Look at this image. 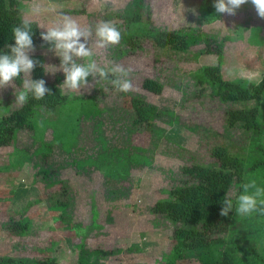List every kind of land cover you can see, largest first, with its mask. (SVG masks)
Here are the masks:
<instances>
[{"label": "rangeland", "instance_id": "rangeland-1", "mask_svg": "<svg viewBox=\"0 0 264 264\" xmlns=\"http://www.w3.org/2000/svg\"><path fill=\"white\" fill-rule=\"evenodd\" d=\"M129 1L44 0L46 6L54 7V12L33 19L47 26L67 15L82 26L91 27L94 32L104 15L120 12ZM30 2L31 0L24 1L23 14ZM202 2L203 0H152L155 23L168 28L162 24V19H165V14H169L173 22L169 29L228 36L224 48L226 77L245 78L249 75L251 66L256 65L262 69H257L258 72L251 79L259 82L264 73L263 65L257 58L252 60L255 52L251 51L244 36L247 29L243 19L248 16L239 9L238 15L229 16L227 25L220 28L221 23L206 18ZM245 5L241 7L243 10ZM116 21L115 19L111 23L115 24ZM35 49L30 55L43 54L46 65H52L47 70L55 72L46 73L47 81H53L58 73L63 74L62 71H57L59 57L49 50L50 45L43 41ZM127 49L120 43L101 50L96 59L101 66H123L129 71L127 78L133 84V89L129 92L160 107L162 113L156 117L153 131L143 140L134 141L129 133L132 112L126 111L127 108L123 105L127 92L114 89L110 82H96L92 77H89V88L81 89L80 93L64 91L72 97L95 95L106 109L93 123L83 122L78 135V146L74 142L75 136L77 137L75 129L78 128L76 116L81 104L77 103L72 110L64 108L55 121H50L44 107L38 108L34 118L35 129H17L9 143L12 147H0V180L13 178L12 173L17 172L15 169L18 166L22 168L18 171L21 176L16 178L19 179L18 185L16 182L10 183L13 186L11 190L19 186V190L13 193L16 204L20 207L18 212L6 208L10 195L3 198L0 189V255H12L24 260H43L46 257L57 264H78L77 245L83 241L91 250L99 246L116 250L112 255H92L93 259H98L103 264H168L167 256L173 246V226L162 214L155 213L152 209L159 201H172L170 189L173 186L193 181L182 171L184 165L204 161L209 156L205 141L183 125L188 121L204 123L206 115L214 119L211 127L222 130L224 110L228 106L219 100L204 97L197 91L192 73L217 62V55L208 52L205 44L195 48L200 54L198 60L188 63H157L152 49L138 50L135 53L126 52ZM147 77L160 81L163 91L152 93L145 89L141 83ZM14 92L13 88L0 94V119L9 110L18 107L14 103ZM136 97L132 96L133 99ZM136 100L139 101L138 97L134 101ZM260 101L259 118L264 123V95ZM95 122L98 123V133ZM18 140L17 145H14ZM133 142L144 146L146 150L140 154V164L134 163L132 159L137 152ZM48 143L52 145L51 148L46 146ZM232 143L235 151L245 150L248 161L264 156L256 147L257 143L264 146V132L261 135L253 133L250 141L244 142L239 130L235 131ZM95 149L97 155L86 158ZM47 152L49 156L45 160L44 154ZM79 154L87 155L81 160ZM89 164L98 165V168L85 171ZM39 167L56 168L59 172L56 178L69 183L72 195V210H69V215L73 214L75 200H80L82 211H77V218L75 216L72 223L66 222L67 215L61 218V209L51 207L50 193L53 190L33 180V172L39 170ZM262 173L264 169L262 172H247L241 180L234 179L229 190L234 194L233 199L240 191L241 184L250 179H255L259 185L264 186ZM109 177L118 182L114 188L106 185ZM43 213L48 215L46 219H43ZM21 214L32 219L31 231L25 236L9 230L11 219ZM124 233L132 234V238L137 237V245L130 247L133 239H128L129 236L126 237ZM222 235L227 240L236 241L237 244L264 255V220L261 216L237 217L234 212L229 231ZM240 256L242 258L243 254ZM197 263L196 259H192L179 264Z\"/></svg>", "mask_w": 264, "mask_h": 264}, {"label": "trees", "instance_id": "trees-1", "mask_svg": "<svg viewBox=\"0 0 264 264\" xmlns=\"http://www.w3.org/2000/svg\"><path fill=\"white\" fill-rule=\"evenodd\" d=\"M27 0H0V54L9 52L8 45H14L15 40L12 28L21 23L24 17L23 6ZM215 0H203L205 16L210 21L219 20L214 8ZM116 21V27L121 31V44L128 49L126 52H137L143 49H152L154 61H176L188 63L197 61L199 53L195 48L201 44L207 46V51L217 55L214 65L204 66L192 73L197 91L204 97L219 100L227 104L224 110V125L222 130L211 127L214 119L205 115L204 123L185 122L184 127L199 135L208 146V158L184 165L182 171L193 179L184 184L173 186L170 193L172 201H159L152 209L162 214L173 226V246L167 256L168 264H179L186 260L196 259L197 264H264V255L259 251L246 248L236 241L227 240L222 234L229 231L234 217V211L227 217H222L220 211L222 200L230 190L234 179L241 180L247 172H262L264 156L249 160L245 150L235 151L232 138L235 131L240 132L244 142L250 141L253 133L261 135L264 132V123L259 118L261 98L264 95V73L259 82L246 78L227 79L223 68L225 63L224 48L228 39L220 37L218 33H209L195 30L169 29L157 26L154 18L152 0H130L123 10L114 14H106L101 21ZM39 23L33 20L34 45L42 44L40 33L44 31L38 27ZM33 59L46 65L43 54L31 55ZM60 58L57 59L60 65ZM110 67V66H103ZM33 79H44L52 94L42 100L29 98L22 107L9 110L0 119V146H10L17 129L34 130L35 114L38 108L44 107L50 121H55L64 109H74L77 103L81 109L77 113L78 128L75 129V142L78 146V135L83 122L93 123L96 118L105 112L95 95L72 97L59 88L65 79L64 73L56 74L53 81L46 80V72L40 64L32 72ZM112 77H110L111 79ZM108 83L109 81L101 80ZM16 87L22 81H15ZM141 85L150 92H162L164 87L160 81L150 77L144 78ZM113 86V85H112ZM13 89L11 86L0 89V94ZM116 89V88H114ZM117 90V89H116ZM124 108L132 112L130 136L135 140H143L153 131L156 117L161 114L160 107L148 102L140 95L127 92L124 95ZM137 96L139 101H134ZM131 97V98H130ZM160 116V115H159ZM96 131L98 123H96ZM80 126V127H79ZM98 133V131H97ZM260 143V142H259ZM257 143V150L264 154V146ZM137 150L132 157L134 163L140 164V154L145 147L134 143ZM51 148V144L46 145ZM139 152V153H138ZM49 152L44 154L46 160ZM132 161V162H133ZM98 167V166H97ZM264 176V173H262ZM59 172L53 167H39L35 173L36 181L44 182L53 191L50 193V203L53 209H61V218L65 215L66 222H73V215H69L72 205L71 188L67 181L57 179ZM118 184L116 179L107 178V187L114 188ZM72 212V211H71ZM69 215V217H68ZM264 220V217H262ZM9 224L10 231L21 236L31 231V222L25 217H13ZM40 247V246H39ZM79 249L78 264H103L92 255H112L114 249H105L101 246L95 250L87 247L83 241L77 245ZM243 256L241 258L240 254ZM0 264H57L46 257L42 259L24 260L12 255H0Z\"/></svg>", "mask_w": 264, "mask_h": 264}, {"label": "clouds", "instance_id": "clouds-1", "mask_svg": "<svg viewBox=\"0 0 264 264\" xmlns=\"http://www.w3.org/2000/svg\"><path fill=\"white\" fill-rule=\"evenodd\" d=\"M248 3H251L257 15L264 19V0H215L214 8L218 17L225 14L235 16L237 11ZM54 10L53 6H46L44 0H31L24 11L25 18L12 28L15 44L8 45L9 52L0 54V89L9 86L14 88V103L18 107L25 105L29 98L39 101L46 95L52 94L44 79L32 78V72L37 64H40L46 73L51 72L47 69L52 65H44L33 59L30 54L36 50L33 42L32 18ZM192 11L198 15L195 9ZM37 26L46 29L40 33L41 39L50 45L49 50L54 51L60 58V65L56 68L65 76L63 83L59 85L62 91L80 93L81 89L89 88V77L96 82L109 81L120 92H129L133 89L131 80L127 78L128 70L118 64L103 67L96 59L98 52L115 47L121 42V31L111 22H99L93 32L91 27L82 26L72 17L64 15L50 25ZM17 80L22 81L19 89L15 83ZM233 195L228 192L223 198V207L220 211L222 217H227L232 211L237 217L253 215L264 217V186L259 185L255 179L241 184L235 199Z\"/></svg>", "mask_w": 264, "mask_h": 264}, {"label": "crops", "instance_id": "crops-1", "mask_svg": "<svg viewBox=\"0 0 264 264\" xmlns=\"http://www.w3.org/2000/svg\"><path fill=\"white\" fill-rule=\"evenodd\" d=\"M241 11L245 12V15H247L248 17L246 19H243L244 22H245V27H246V32L244 34L245 36V40H246V43H248L251 47V51L255 52V57L253 56L252 60L255 58L258 59V61L260 60L261 61V64L263 65V70H264V19L260 18L257 13H256V10H255V7L250 3V4H246L245 7H244V10L242 8H240ZM249 15H248V14ZM188 14V13H187ZM238 15V12L237 14ZM187 17V16H186ZM165 19H162V24L163 25H166L168 26V28H171V25L173 24L172 22V19L170 18L169 14H165L164 16ZM229 18V15H223V17L219 20H216V23L220 24V28L224 27V24L227 25V19ZM33 19V18H32ZM192 19V17H191ZM35 20V19H33ZM39 24H41L40 21H37ZM46 31V30H44ZM242 36V35H240ZM225 54V53H224ZM226 56V54H225ZM253 64V62H252ZM224 66L226 67V64L224 63ZM223 68V73H224V76L226 77V74H225V71H226V68ZM257 69L260 71V69H262L261 67H258L256 65H253L251 66V68L248 70V74L249 75H246L247 77L245 78H248L249 80H253L251 79L253 76L256 75V72ZM227 79H237V78H242V77H234V78H229V77H226ZM255 81V80H253ZM256 82V81H255ZM19 142V140L17 142L14 143V145H17V143ZM12 147V145H10ZM2 147H8V146H2ZM15 147V146H14ZM9 148V147H8ZM16 149H18V147L16 146L15 147ZM78 151V149H77ZM95 151V152H94ZM90 152H93V153H90ZM90 155H87V154H79L81 156V160L87 155L86 158H89L90 156H93V155H97V150H92L90 151ZM98 165H91L89 164V166H87L85 168V171H90L91 169H94L96 168ZM85 167V166H84ZM98 168V167H97ZM21 167H17L15 169V171L17 172H13L12 175L14 176L13 178H8V179H4V180H0V189H1V193L3 194V198H6V195H10L9 196V203L7 204V207L6 208H9V210H15L14 212H18L17 210H19L20 207L17 206L16 204V201H15V198H14V195L13 193H15L16 191H18L19 189V186H16V188L12 189L11 188L13 186H10V183L11 182H16V185H18L19 183V179H16L18 176H21V173L18 172V171H21ZM33 180L37 183V184H45L44 182H41V181H36L35 179V173L36 172H33ZM8 174V173H7ZM9 176V174L7 175ZM13 179V180H12ZM3 182V183H2ZM46 185V184H45ZM78 199V198H77ZM75 200V204L73 206L74 210H73V218L75 217V219L77 218V211H82V207L80 206V200ZM43 219H46L47 218V214L43 213ZM24 217V214H21L19 217ZM41 216V215H40ZM87 216V215H86ZM18 217V218H19ZM29 220H32L29 216L25 217ZM124 235L128 237V239H133L130 243V247L134 246V245H137L135 242H136V238L137 237H133L132 238V234H127L124 233Z\"/></svg>", "mask_w": 264, "mask_h": 264}, {"label": "built area", "instance_id": "built-area-1", "mask_svg": "<svg viewBox=\"0 0 264 264\" xmlns=\"http://www.w3.org/2000/svg\"><path fill=\"white\" fill-rule=\"evenodd\" d=\"M0 147H2V146H0Z\"/></svg>", "mask_w": 264, "mask_h": 264}]
</instances>
